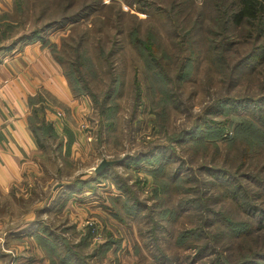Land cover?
<instances>
[{"label": "rangeland", "instance_id": "1", "mask_svg": "<svg viewBox=\"0 0 264 264\" xmlns=\"http://www.w3.org/2000/svg\"><path fill=\"white\" fill-rule=\"evenodd\" d=\"M231 1L0 0V59L14 53L17 46L31 42L22 38L46 25L50 27L43 33L44 46L54 49L55 56L62 59V64L55 62L65 82L64 72L76 61V54L82 57L78 87L84 91L80 97L84 107L80 103L76 112H70L71 108L59 98L48 99L54 109L69 108L66 117L79 131L82 143L74 138L68 142L67 134L63 146L57 145L56 137L44 140V155L37 163L41 173L37 175L35 189L26 196L33 204L35 201L36 208L30 211L37 220L41 219L40 233L51 234L58 243L85 259V264H188L194 249L178 246L177 240L180 231L196 225L198 217L195 209L191 214H172L181 200L200 197L211 209L239 220L247 219L223 197L220 188L208 183L211 177L203 170L205 166H215L243 178L244 187L248 183L254 197L257 188L247 173L264 178V146L245 149L241 136L231 141L240 121L238 117L209 112L216 98L264 97L261 64L252 70L244 69L230 80L226 71L218 70L209 61L213 48L209 38L218 41L224 35L222 12ZM123 5L129 9L124 10ZM133 32L150 46L152 54L133 44ZM227 35L232 41L227 46V60L233 64L249 52L253 43L242 24H229ZM11 44L15 46L8 49ZM150 59L161 69L166 85L151 79ZM67 88L74 98L68 81ZM209 118L216 122L215 126L218 122L224 124L220 137H205L198 144L178 143L184 130ZM152 149L159 154L165 149L166 155H172L166 165L168 174L181 167L182 176L186 174L196 181L187 179L181 188L166 182L168 189L162 192L150 175L155 166L148 163L138 167L117 163L107 167L105 174L94 172L104 158L121 160L126 155L148 154ZM157 156H152L155 163ZM84 181L89 182L79 190H68L69 184ZM120 185L128 187V195L142 203L137 218L121 210L127 194ZM253 202L264 209V192H258ZM14 206L3 211L4 221L9 218L11 225L29 212L24 207L15 210ZM162 212L171 217H164ZM149 217L161 229L152 230ZM208 231L212 233L213 228ZM201 240L210 243L214 252L193 264L208 263L216 253L223 257L230 254L234 262L237 245L241 247L240 254L264 250V230L256 228L241 239ZM33 242L45 264H51L45 247L36 237ZM24 246L28 247L27 242ZM0 250L15 253L1 246Z\"/></svg>", "mask_w": 264, "mask_h": 264}, {"label": "trees", "instance_id": "2", "mask_svg": "<svg viewBox=\"0 0 264 264\" xmlns=\"http://www.w3.org/2000/svg\"><path fill=\"white\" fill-rule=\"evenodd\" d=\"M229 24H233L234 26L240 24L245 25L248 29V35L251 37V41L253 43V46L249 52L239 61L233 64L229 63L226 55L228 50L227 46L229 47L232 43V41H229L227 35ZM49 27V25H46L43 28L34 29L30 34L23 37L22 40H39L41 43L46 44L43 33L46 29H49ZM221 30L224 35L222 38L220 36V40L215 41L214 38H209L211 47H213L210 52L211 57L209 58V61H211L212 65H216L218 70H223V72L226 71L225 73L229 76L230 80H234L236 75L239 72L241 73L244 69L252 70L260 64L261 66H264V0H232L230 5L222 12ZM211 33L213 35L219 36L214 30H211ZM130 37L131 41L137 46L138 49L144 53L147 51L150 53V46L142 42V40L136 36L135 32L130 33ZM14 46L15 44H11L8 49H12ZM50 51L55 57V60L62 64V59L55 56L54 49ZM76 57V61H73L70 64V67L64 72V75L68 83L71 85L74 96L79 97L82 96V93L84 92L83 88L80 86L78 87V84L80 83L78 71L80 65L82 64V57L80 53H77ZM211 64L209 63V68L212 67ZM148 66L153 70L151 79L154 83L159 85H166L168 83L166 82V78L162 75L161 69L156 67L155 63H153L151 59L148 62ZM75 75H77V77H74ZM35 111L36 110H34V112ZM209 112L211 114H232L238 117L240 121H238V126L234 130L235 136H233L234 138L231 139V141L241 136L242 140L245 142V149L258 147L260 145L264 146V97L257 99L247 97L216 98L214 102H212ZM30 120L31 126L32 121L39 122L38 127L32 126L37 138V142L39 143V148L44 145V140L56 137L49 124L42 120L38 121L37 118L35 119L36 121L32 119ZM217 124L219 125L215 126L216 122L209 118L206 120V122L204 121L203 123L194 125L187 131L184 130L177 141L178 143H184L186 141H194L197 143L204 141L205 137H220L225 130V127L221 122H218ZM71 141L72 136L68 134V142ZM160 152L162 154L156 153V151L152 149L148 154L137 153L135 155H126L120 160L121 162L119 163L126 166H137L139 164L141 165L142 163H148L151 166H155V168L150 172V175L157 183L155 185L157 190L162 192H165L168 189L166 182L174 183V188H181L187 179L192 183L196 181L194 177L189 176L187 178L186 174L182 176L180 173L181 167H176L173 172L168 174L166 171L168 167H166V165L169 162L170 157L172 158V155H166L165 149H162ZM156 154L158 155L157 163H155V159L152 157ZM150 156L151 159H149ZM203 170L211 177L208 180V183L212 187L220 188L223 197L229 199L230 202L235 205V209L238 212L247 215V219L239 220L224 211L211 209L207 206V203L200 199V197H197L196 199L189 198L184 201H179L175 212L172 214L175 216H179L182 213L191 214L192 209H195V214L198 217V222L196 225L194 227H189L188 229L180 231L181 239L179 238L177 240L178 246L183 245L184 249H194V253L190 256L188 264H193L197 261H200L202 258L209 255V253L214 252L212 245L207 243V241H202L201 239L210 238L211 241L213 239L218 241L225 237L229 240L232 238L241 239L251 235L254 231V228L259 231L264 230V209L255 205L253 202L254 198L258 197V192L260 194L264 192V178L247 173V178L252 182L251 184L253 186L255 185L257 188V190H255V195L257 196L254 197L252 191L248 190L249 184L246 183V188L244 187V183L241 181L243 178L238 177L240 178L238 179L232 174L226 173L224 170L217 169L215 166H205ZM107 171L108 170L105 169L97 175L102 173L105 174ZM157 179H161V181H158ZM88 182L89 181L76 184L72 183L73 185L69 184L71 187H69L68 190H73L75 188L76 190H79L82 188L81 185H84ZM120 188L127 194L122 200L123 202L121 204V210H124L130 217L137 218L140 215L142 203L136 197H133V194V196L128 195L127 192L130 191L128 187L121 186ZM162 215L164 217H171V214L168 215L167 212H162ZM175 216L174 219H176ZM117 217L121 220L118 213ZM149 219L152 221L150 225L152 230H157V228L161 229L157 221L152 220L151 217H149ZM211 227L213 228V231L209 234L210 231L208 230ZM35 234L39 244L45 247L47 250L51 264H85V259H83L80 255H77L69 247H65L58 243V240L52 237L51 234L48 235L45 233L43 235L40 232ZM185 236L186 239L184 238ZM190 242L192 244H190ZM240 249V245H237V256L234 258V262L230 259L232 255L229 254L223 257L221 254L216 253L212 258L209 259V262L205 264H264V250H259L258 252L254 251L255 253L249 251L248 253L240 254ZM163 257H166L164 253Z\"/></svg>", "mask_w": 264, "mask_h": 264}, {"label": "crops", "instance_id": "3", "mask_svg": "<svg viewBox=\"0 0 264 264\" xmlns=\"http://www.w3.org/2000/svg\"><path fill=\"white\" fill-rule=\"evenodd\" d=\"M23 44L0 59V246L15 252L12 255L0 250V264L46 262L33 242L35 233L40 232L41 219L37 220L30 211L35 210V201L33 204L26 196L35 189L37 175L41 173L37 163L44 155L32 128L38 127L39 122L32 121L31 126L30 119L49 124L58 146L64 145L66 134L82 143L79 131L65 114L69 108L70 112H76L80 103L83 106L82 96H71L49 48L40 41ZM50 98H59L69 108L50 107ZM12 204L15 210L24 207L29 211L26 215L22 213L24 216L15 225H11L9 218L4 221L3 216V211ZM37 258L41 259L37 261Z\"/></svg>", "mask_w": 264, "mask_h": 264}, {"label": "water", "instance_id": "4", "mask_svg": "<svg viewBox=\"0 0 264 264\" xmlns=\"http://www.w3.org/2000/svg\"><path fill=\"white\" fill-rule=\"evenodd\" d=\"M120 160L119 159H112V160H107V159H102L98 165L94 168V172L95 174H99L102 171H104L107 167L112 166L114 164L119 163Z\"/></svg>", "mask_w": 264, "mask_h": 264}, {"label": "built area", "instance_id": "5", "mask_svg": "<svg viewBox=\"0 0 264 264\" xmlns=\"http://www.w3.org/2000/svg\"><path fill=\"white\" fill-rule=\"evenodd\" d=\"M122 8H123L124 10L129 9V7H128L127 5H123Z\"/></svg>", "mask_w": 264, "mask_h": 264}]
</instances>
